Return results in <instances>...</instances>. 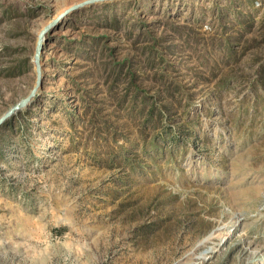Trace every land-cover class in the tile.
<instances>
[{"label": "rangeland", "instance_id": "obj_1", "mask_svg": "<svg viewBox=\"0 0 264 264\" xmlns=\"http://www.w3.org/2000/svg\"><path fill=\"white\" fill-rule=\"evenodd\" d=\"M82 1L0 0V117ZM42 65L0 128V264H264V0L100 2Z\"/></svg>", "mask_w": 264, "mask_h": 264}, {"label": "water", "instance_id": "obj_2", "mask_svg": "<svg viewBox=\"0 0 264 264\" xmlns=\"http://www.w3.org/2000/svg\"><path fill=\"white\" fill-rule=\"evenodd\" d=\"M115 1V0H85L80 3L74 4L69 8L65 9L63 12L59 13L51 22H49L39 33L37 45L34 54L35 68L37 74V81L33 89L29 94L12 106L4 115L0 117V128L15 115H17L22 110L27 109L41 94V86L43 83V65H42V55L44 51L45 42L47 36L50 32L57 28L60 23L67 17L70 13L77 10H81L87 6H91L100 2Z\"/></svg>", "mask_w": 264, "mask_h": 264}, {"label": "trees", "instance_id": "obj_3", "mask_svg": "<svg viewBox=\"0 0 264 264\" xmlns=\"http://www.w3.org/2000/svg\"><path fill=\"white\" fill-rule=\"evenodd\" d=\"M242 16H238V20H237V24L239 25V27L243 28L245 26V24L247 23V20L245 17L244 18H241ZM146 109L147 111H149V108H141V113L145 114L146 113ZM150 116H149V119H148V122L152 121L154 119V113L156 112L157 108H152L150 109ZM158 114H162V110H159ZM8 128L10 130H14V125H13V118L8 120L3 126H2V129L4 128ZM157 146V144H153L152 147H155Z\"/></svg>", "mask_w": 264, "mask_h": 264}]
</instances>
